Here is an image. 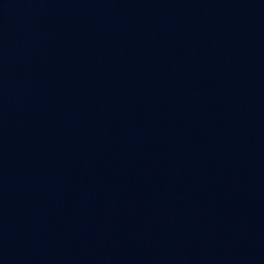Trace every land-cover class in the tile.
Segmentation results:
<instances>
[{"label":"water","instance_id":"1","mask_svg":"<svg viewBox=\"0 0 264 264\" xmlns=\"http://www.w3.org/2000/svg\"><path fill=\"white\" fill-rule=\"evenodd\" d=\"M0 264H264V0H0Z\"/></svg>","mask_w":264,"mask_h":264}]
</instances>
